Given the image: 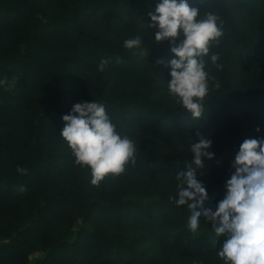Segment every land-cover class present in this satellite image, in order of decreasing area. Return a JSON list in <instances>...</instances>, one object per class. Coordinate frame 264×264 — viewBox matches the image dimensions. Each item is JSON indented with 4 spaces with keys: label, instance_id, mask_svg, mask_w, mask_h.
Wrapping results in <instances>:
<instances>
[{
    "label": "trees",
    "instance_id": "1",
    "mask_svg": "<svg viewBox=\"0 0 264 264\" xmlns=\"http://www.w3.org/2000/svg\"><path fill=\"white\" fill-rule=\"evenodd\" d=\"M189 2L201 11L217 12L224 21V34L211 47L219 52L223 65L214 66L220 87H211L202 117L196 119L175 101L157 99L150 88L145 92L111 89L100 73L90 79L80 71L107 58L106 67L122 73L134 72L141 63L169 72L171 45L157 42L155 29L148 28L147 13L156 0H0V79L16 80L11 88L0 86V264H155L151 253L126 236L130 226L166 249L203 259L205 264H223L216 256L219 244L212 243L210 222L202 216L203 231L190 232L189 211L174 204L171 197L176 193L170 187L148 188L134 179L147 174L176 178L193 154L176 150L158 155L151 145L135 164L115 176L130 180L128 187L94 189L90 170L60 164L62 157L72 162L73 157L56 144L64 141L59 136L65 124L62 115L74 103L94 99L105 103L117 130L130 136L137 128L204 132L215 125L223 127L230 119L233 126H225L226 143L210 149L215 157L204 158L200 169L209 193L205 207L223 198L239 144L245 137L259 136L244 135L234 117L264 124V0ZM237 9L254 16L249 30ZM90 19L105 30L128 26L133 36H145L149 56L125 48V39L118 43L103 39L87 25ZM158 59L164 63L157 64ZM233 61L252 65L254 79L237 82L227 65ZM17 165L27 174L19 173ZM214 166H219L218 173L204 177ZM63 180L68 187L55 190ZM61 220H66V229L57 233L51 227ZM37 250L46 255L30 263Z\"/></svg>",
    "mask_w": 264,
    "mask_h": 264
},
{
    "label": "clouds",
    "instance_id": "2",
    "mask_svg": "<svg viewBox=\"0 0 264 264\" xmlns=\"http://www.w3.org/2000/svg\"><path fill=\"white\" fill-rule=\"evenodd\" d=\"M200 3L204 4V0ZM147 19L148 28L155 29L154 39L168 41L174 54L167 62L171 77L166 79L168 96L192 119L201 118L211 87H220L206 65L210 61L218 69L223 67L219 52L211 51V47L223 36L224 21L217 12L205 8L201 11L189 0H156ZM144 40L145 36L136 34L126 38L123 46L141 57L149 56ZM108 63L107 58H102L98 70L103 72ZM15 83V78L0 79V86L11 88ZM106 109L105 103L94 99L76 102L62 115L65 124L59 136L70 149L73 164L90 170L93 186H99L109 175L123 174L136 163L138 154L135 139L117 130ZM256 131H262L259 125ZM195 136L198 140L193 138L188 147L193 155L186 169L176 173L177 191L171 197L177 207L185 206L189 211L187 229L192 233L203 231V216L211 223L212 243L219 244L216 256L223 264H264V136L245 137L239 144L231 162L234 171L226 179L223 198L214 208L205 207L209 193L200 171L204 158L215 157L210 150L213 140L199 128ZM17 171L27 174L28 170L17 165Z\"/></svg>",
    "mask_w": 264,
    "mask_h": 264
},
{
    "label": "rangeland",
    "instance_id": "3",
    "mask_svg": "<svg viewBox=\"0 0 264 264\" xmlns=\"http://www.w3.org/2000/svg\"><path fill=\"white\" fill-rule=\"evenodd\" d=\"M238 17L244 23V26L249 30L254 24V16L247 15L245 12L237 9L235 11ZM91 28L95 29L97 34L100 35L103 39L109 40L111 43H118L121 39H126L133 37L132 30L128 26L117 27L112 30H105L99 26L95 19H90L87 22ZM215 52V51H213ZM211 54V53H210ZM229 69H233L234 76L237 82L242 83L244 80L251 81L254 79L252 65H244L242 63H237L235 61L227 63ZM208 69L216 75L218 78V73L215 70V67L212 64L206 65ZM80 71L84 74H87L90 79H94L98 73H100L104 78L109 81V86L111 89H125L128 91H134L135 89H140L143 92L149 88L152 90V94L159 100L173 102V98L169 97L166 91L167 80L170 79L168 71H158L153 68L151 65H146L141 63L134 72L132 73H122L118 68L114 66L105 67L103 72L98 70V66L91 67L90 69L85 70L81 68ZM235 122L239 123L243 128L244 135L257 134L259 136H264V124L259 125L262 129L261 132L256 131L258 124L252 122L249 118L244 116H235ZM225 126L232 127V121H228L223 125H215L204 131L203 133L213 140L211 149H215L218 145H224L226 143L227 137L225 134ZM195 131L189 133H170L165 130L161 131H149L137 128L132 134V138L135 139L138 146L137 157H140L144 154V151L147 147L153 145L157 151L158 155H170L173 151H179L184 155L192 154L190 144L192 143L193 138L198 140V137L195 136ZM193 136V137H192ZM49 142V140H46ZM61 150L67 152L70 155V149L67 147L65 141L56 142ZM60 164L65 167L72 168L73 162L68 156L62 157ZM220 170L219 166H214L209 171L205 172L204 177H212L214 174H217ZM203 176V175H202ZM134 179L139 181V185L146 186L148 188L157 185L159 188L170 187V192L175 194L177 191V180L176 178H171L167 176H156L155 174H147L142 177L134 176ZM133 179V180H134ZM137 181V182H138ZM119 185H124L128 187L130 185V180H121L115 176L109 175L101 182L99 186H94V189L97 188H106L112 189L117 188ZM68 187V181H61L55 185V190L58 187ZM215 207V205L211 206ZM74 214H79L78 212ZM77 224H80V220L77 221ZM66 220L59 221L51 228L57 233L65 232L66 229ZM117 230V229H115ZM126 236L129 239L135 238L137 246L141 249L147 250L148 253H151L154 258L155 264H205L203 259H198L190 255H182L166 249L165 247L158 244V241L149 236L147 233L143 232L141 229L136 226H130L126 228ZM133 240V239H132ZM46 255V252L42 250H37L30 255V263H33L36 259L42 258Z\"/></svg>",
    "mask_w": 264,
    "mask_h": 264
}]
</instances>
